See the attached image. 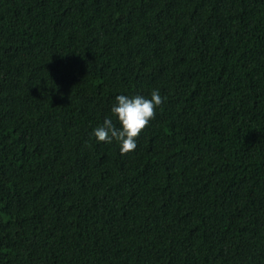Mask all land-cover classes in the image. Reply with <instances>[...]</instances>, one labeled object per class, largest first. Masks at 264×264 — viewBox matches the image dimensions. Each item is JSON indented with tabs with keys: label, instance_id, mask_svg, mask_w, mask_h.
Listing matches in <instances>:
<instances>
[{
	"label": "trees",
	"instance_id": "1",
	"mask_svg": "<svg viewBox=\"0 0 264 264\" xmlns=\"http://www.w3.org/2000/svg\"><path fill=\"white\" fill-rule=\"evenodd\" d=\"M0 264H264V0H0Z\"/></svg>",
	"mask_w": 264,
	"mask_h": 264
},
{
	"label": "clouds",
	"instance_id": "2",
	"mask_svg": "<svg viewBox=\"0 0 264 264\" xmlns=\"http://www.w3.org/2000/svg\"><path fill=\"white\" fill-rule=\"evenodd\" d=\"M163 102L164 97L157 88L147 96L139 93L118 94L110 108L111 116H105L91 134L97 142L111 144L115 141L122 153L132 151L137 146L136 138Z\"/></svg>",
	"mask_w": 264,
	"mask_h": 264
}]
</instances>
